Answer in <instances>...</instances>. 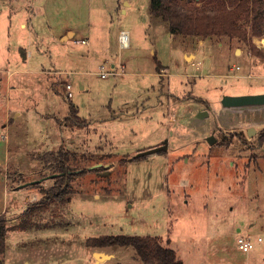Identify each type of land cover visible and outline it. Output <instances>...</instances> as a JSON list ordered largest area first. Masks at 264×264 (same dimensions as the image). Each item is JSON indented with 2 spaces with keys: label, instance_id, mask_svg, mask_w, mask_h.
<instances>
[{
  "label": "rangeland",
  "instance_id": "1",
  "mask_svg": "<svg viewBox=\"0 0 264 264\" xmlns=\"http://www.w3.org/2000/svg\"><path fill=\"white\" fill-rule=\"evenodd\" d=\"M150 1L0 0L4 264H143L131 246H86L103 235L156 237L183 264H264V147L221 110L224 95L264 89V61L228 37L171 35ZM67 28L77 34L65 43ZM110 56L124 64L121 75ZM27 69L9 94L11 72ZM71 71L70 100L61 76ZM200 111L211 116L199 120ZM61 125L74 130L72 143ZM164 143L167 151L136 158ZM60 152L71 153L74 175L63 199L49 200ZM240 235L262 241L245 253Z\"/></svg>",
  "mask_w": 264,
  "mask_h": 264
},
{
  "label": "trees",
  "instance_id": "2",
  "mask_svg": "<svg viewBox=\"0 0 264 264\" xmlns=\"http://www.w3.org/2000/svg\"><path fill=\"white\" fill-rule=\"evenodd\" d=\"M149 12L153 19L159 18L167 24L171 35L196 39L228 37L255 50L256 56L264 61V55L257 52L252 41L254 37L264 36V0H151ZM261 137L263 142L264 131ZM60 153L56 158L61 170L57 179L59 188L49 189L46 193L49 200L63 199L74 175L68 167L71 153ZM39 204H45V200ZM39 204L29 208L27 213L33 212ZM7 233L6 219L0 216V255L6 253ZM86 246L94 249L131 246L143 264H183L174 249L164 247L151 236L103 235L88 238ZM0 264H4L3 260Z\"/></svg>",
  "mask_w": 264,
  "mask_h": 264
},
{
  "label": "crops",
  "instance_id": "3",
  "mask_svg": "<svg viewBox=\"0 0 264 264\" xmlns=\"http://www.w3.org/2000/svg\"><path fill=\"white\" fill-rule=\"evenodd\" d=\"M128 6H131V4H129ZM121 12L123 13H127V9L126 8H121ZM21 27L22 28H26L27 27V24H25V22H23L21 24ZM121 31H125L128 33V35L130 36V32L129 30L127 29H124V30H120L119 33ZM90 32L89 31V36L91 37L90 35ZM77 34V32L73 29H70V28H67L64 30V32L60 35V41H63L65 43L67 42H70V39L75 37ZM83 40H86L88 41L87 44H82V45H85V46H90V42L88 39H85V38H82ZM92 39V38H91ZM257 40H260V38H257L255 40V42L257 43ZM82 43V42H81ZM258 44V43H257ZM260 48H264L262 47L260 44L258 45ZM120 47L122 49H125V48H129L130 47V38L128 39L127 41V45L126 46H123V45H120ZM23 50V49H22ZM23 55V53H22ZM23 58V57H22ZM110 61H111V64H112V67L115 69L114 71L116 72H113L114 74H122L123 73V70L125 68L124 64L121 63L120 61L118 62L113 56H110ZM237 68V67H236ZM239 69H241L239 67ZM31 73L32 71L27 69V70H15L13 72H11V75H9L8 77V83H9V94H11L12 92V89H15V90H21L22 88L16 84L15 82V79L17 80L18 79V76L19 75H15V74H20V73ZM64 74V73H63ZM70 74V76H69ZM61 75V74H60ZM160 76H163L159 73ZM74 77L76 76V74L71 71L70 73L67 74H64L61 76L62 80L63 81H66V79H70L72 80L71 77ZM251 75H248V77H250ZM263 79H264V75L261 76ZM13 84L15 86H13ZM64 84V83H63ZM261 87L264 88V85H262ZM81 90H86V86L84 84H81ZM261 93H264V89L263 90H260V91H257V92H248V94H261ZM239 95H244L243 93H240ZM71 100V99H70ZM71 109H72V113L73 112H76V108H74V105H70ZM74 108V109H73ZM18 108H15L14 109V117H17V116H21V111H17ZM223 111L224 114H227V112H230L235 120L236 118H241V120L237 121L239 127L241 128V131L243 134H245L247 136V139L248 140H259V145H258V149L257 150H262L263 147H264V141H262V138L261 135L264 131V106H251V107H244V108H230V109H227V108H224L222 107L221 109ZM211 116V114H209L208 117L204 118V119H199V120H205L207 118H209ZM69 117V116H67ZM12 122V119H9V123ZM63 125H61L62 127ZM65 127V129L67 130L66 133H63V139L65 140L64 142L65 143H72L73 142V139L71 138L72 137V134L73 133V129L71 128H66V126H63ZM260 134V135H259ZM74 135V133H73ZM261 137V138H260ZM153 156V155H152ZM197 158V156H196ZM194 158V159H196ZM256 162V160L254 161V163ZM254 165L252 162L248 164V167ZM256 166H258V164H256Z\"/></svg>",
  "mask_w": 264,
  "mask_h": 264
},
{
  "label": "water",
  "instance_id": "4",
  "mask_svg": "<svg viewBox=\"0 0 264 264\" xmlns=\"http://www.w3.org/2000/svg\"><path fill=\"white\" fill-rule=\"evenodd\" d=\"M221 104L224 108H244L251 106H264V93L261 94H244V95H224L221 100ZM210 111H200L196 118L204 119L208 117ZM207 141L210 145L216 143L215 136H210L207 138ZM168 149V143H164L161 146L153 147L145 151H141L136 155V158L156 155L162 151ZM100 166V165H97Z\"/></svg>",
  "mask_w": 264,
  "mask_h": 264
},
{
  "label": "built area",
  "instance_id": "5",
  "mask_svg": "<svg viewBox=\"0 0 264 264\" xmlns=\"http://www.w3.org/2000/svg\"><path fill=\"white\" fill-rule=\"evenodd\" d=\"M128 39H129L128 33L125 32V31H121L120 34H119L120 44L123 45V46H126ZM82 43L83 44H87L88 41L82 40ZM237 68L239 69V67H237ZM99 75H100L101 78L106 79V78H108L110 76V72H108L106 70L104 65H101L100 68H99ZM69 76H70V74H69ZM64 85H65V91H66L67 98L68 99H72L74 97L72 81L70 79H66V81L64 82ZM237 241H238V246H239L240 250H242L243 252L247 253V252L253 250L255 248V246H256V243L257 242H261L262 238H258L257 240H254V238H252L251 236L240 235L238 237Z\"/></svg>",
  "mask_w": 264,
  "mask_h": 264
},
{
  "label": "bare ground",
  "instance_id": "6",
  "mask_svg": "<svg viewBox=\"0 0 264 264\" xmlns=\"http://www.w3.org/2000/svg\"><path fill=\"white\" fill-rule=\"evenodd\" d=\"M259 43L262 47H264V40H259Z\"/></svg>",
  "mask_w": 264,
  "mask_h": 264
},
{
  "label": "flooded vegetation",
  "instance_id": "7",
  "mask_svg": "<svg viewBox=\"0 0 264 264\" xmlns=\"http://www.w3.org/2000/svg\"><path fill=\"white\" fill-rule=\"evenodd\" d=\"M168 148H169V143H168ZM168 150V149H167ZM167 150H165V151H167ZM162 152H164V151H162ZM162 152H160V153H162ZM159 154V153H158ZM157 155V154H156Z\"/></svg>",
  "mask_w": 264,
  "mask_h": 264
}]
</instances>
